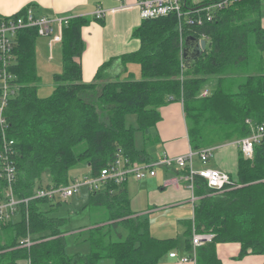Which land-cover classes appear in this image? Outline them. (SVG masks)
<instances>
[{
    "label": "trees",
    "instance_id": "obj_1",
    "mask_svg": "<svg viewBox=\"0 0 264 264\" xmlns=\"http://www.w3.org/2000/svg\"><path fill=\"white\" fill-rule=\"evenodd\" d=\"M213 1L182 0V8ZM261 5L262 0H239L212 12V19L201 24L187 23L175 12L142 19L132 32L139 40L138 49L105 61L91 82L82 80L81 66L85 48L81 29L90 20L71 17L62 26L60 66L52 74L53 89L47 96L38 95L37 30H20L9 67L16 89L2 114L5 139L13 141L16 197L69 184V172L80 162L86 163L90 175H97L119 152L131 160L151 161L144 148H136L134 131H142L147 140L161 119L160 108L171 102L182 104L194 150L246 137L253 126L264 124ZM27 7L38 14L36 5L30 4L14 15ZM188 36L205 39L206 44L198 56L184 59ZM128 63L139 65V78L128 72ZM203 89H208L205 96L200 95ZM128 114L135 115L136 128L126 125ZM1 131L0 126V152ZM229 177L233 184L221 192L195 178L194 193L199 198L186 222L184 249L190 252L193 231L214 234L210 243L196 248L197 264H222L217 243H238V258L264 255V143L254 145L251 158L238 148L236 171ZM125 183L87 190L88 204L101 208L105 216L89 227H79L78 233H84L89 244L85 253L66 251L62 229L66 218L52 214L61 201L42 198L18 205L16 213L0 223V264L19 260L98 264L102 259L112 264H159L178 249V243L149 233L147 222L130 208ZM5 187L0 177V203L5 200ZM45 203L51 207L44 209ZM23 239L31 244L21 246Z\"/></svg>",
    "mask_w": 264,
    "mask_h": 264
},
{
    "label": "built area",
    "instance_id": "obj_2",
    "mask_svg": "<svg viewBox=\"0 0 264 264\" xmlns=\"http://www.w3.org/2000/svg\"><path fill=\"white\" fill-rule=\"evenodd\" d=\"M120 7H135L139 11L142 19L155 18L175 12L179 19L186 20L187 23L201 24L203 21L212 19V12L223 9L239 0H216L205 3L191 9L182 8V0H135L129 3L127 0H117ZM108 9L97 7L92 13L93 18L98 21L104 19L108 14ZM70 16H54L36 14L32 8L27 7L23 14L10 15L0 17V126L3 138V148L0 152V177L6 181L4 189L5 200L0 203V223L10 219L17 211L18 205H27L33 199H48L51 201H66L69 197L79 193L82 188L86 190H100L105 188L109 183L122 184L129 178L141 180L156 174V168L159 166H176L179 170L184 171L178 176H171L164 179L163 187H177L180 182H185L186 188L190 191V200L192 208L194 201L199 198L195 195V178L201 177L206 186L215 192H221L228 186L232 185V181L227 172L214 168H194L193 159L198 157L202 163L207 162L222 144L207 146L201 149H192L191 147L183 154L168 155L163 154L158 158L138 163L131 160L128 156L121 152L117 153L115 158L106 166L101 168L97 175H88L82 179L72 178L69 184L57 187L37 188L34 192L26 197H16L13 190L15 179V167L11 156L12 140L6 141L4 133L5 119L3 117L4 108L7 105L8 97L14 93L16 85L12 83L15 78L10 73L9 67L14 62V47L16 44L17 33L26 28H36L39 37H45L50 43L61 40V35H54L55 26L62 27L68 22ZM208 94V89H203L201 96ZM241 151L244 157L251 158L253 156L254 145L264 143V124L252 127L251 133L233 141ZM228 143V142H225ZM214 238L211 232H195L191 235V251L186 255H180L175 250L168 253V256L176 261V264H197L196 248L198 246L210 243ZM29 239L20 241L21 246H29Z\"/></svg>",
    "mask_w": 264,
    "mask_h": 264
},
{
    "label": "crops",
    "instance_id": "obj_3",
    "mask_svg": "<svg viewBox=\"0 0 264 264\" xmlns=\"http://www.w3.org/2000/svg\"><path fill=\"white\" fill-rule=\"evenodd\" d=\"M127 1L133 3L135 0ZM201 1L203 0H192L193 3ZM30 4L36 5L39 15H47L50 17L83 16L90 20L89 24L83 26L81 29V36L85 43V48L81 55L82 80L84 82H91L98 67L105 61L134 52L139 47V40L132 35V32L140 25L142 18L139 15L138 9L135 7H120V3L117 0H0V17L14 15ZM97 7H102L109 11L101 22L93 20L92 13ZM262 25L264 26L263 16ZM55 27L54 35H61L60 41L50 43L51 39L42 38L36 42L37 62L39 63V60H43L50 64L47 67H52V62H56V65L54 64L53 66L56 68H52V71L59 69L61 61L62 27H58L57 25ZM132 64L137 65L138 71L139 65L136 63L127 64L128 72H132L135 75L133 69L130 67ZM37 66L39 67L38 64ZM160 114L161 119L151 129L148 137L149 143L152 142V137H154V143H161L162 149L153 151L147 150L146 147L144 148L152 160L163 154H183L190 147L182 104L180 102H171L160 108ZM237 154L238 148L235 144L231 142L224 143L215 150L213 154L214 160L212 161L209 160L213 156L205 163H202L195 156L193 159V167L198 169V166H200L199 168H205L207 165H210L208 168L219 169L227 172L229 175H233L237 166ZM133 161L138 163L146 162L139 160ZM155 171L156 174L154 176L141 179H147L146 185L148 182H152V189L147 192L149 195L148 203L152 205V209L174 203H191L190 191L186 188L185 182L181 181L180 186L177 187H163L162 185L164 179L171 176H178L184 171L179 170L176 166H159ZM132 180L136 182V179L132 178ZM154 182L157 185V189H153ZM133 183L131 181L125 183L124 187L127 194L130 191L138 192ZM226 243V245L221 243L216 244V254L222 264L264 263V255L258 254H248L236 260L240 250L239 244L235 242ZM224 249L227 251V258L222 254ZM175 251L180 254L178 249ZM188 253L190 252L181 253L180 255H186ZM168 258L172 259L169 256ZM16 264H28V261L19 260ZM174 264H176V261Z\"/></svg>",
    "mask_w": 264,
    "mask_h": 264
},
{
    "label": "rangeland",
    "instance_id": "obj_4",
    "mask_svg": "<svg viewBox=\"0 0 264 264\" xmlns=\"http://www.w3.org/2000/svg\"><path fill=\"white\" fill-rule=\"evenodd\" d=\"M199 1V0H193ZM261 15L264 18V0H262L261 5ZM45 37H38V39H42ZM37 42V41H36ZM40 63V64H39ZM38 73L40 75L41 82L39 84L38 95L39 96H47L52 92L53 89V81H52V68L56 62H52V67L50 64L44 62L43 60H39ZM60 66V65H59ZM130 67L133 69L135 73V78H139V71L137 65L132 64ZM51 68V69H49ZM54 70V69H53ZM126 125L133 126V128L137 127V121L134 114L126 115L125 119ZM134 144L136 148H147V150H161V143H154V137H152V142L149 143V137L146 140V136L140 130L134 131ZM152 144V146H151ZM214 160V156L211 160ZM212 164V163H211ZM207 167L205 168H208ZM200 166H198L199 168ZM158 168V167H157ZM156 168V169H157ZM160 171V170H159ZM70 177L82 179L85 176L89 175L88 167L85 162H80L76 164L73 168H71L69 172ZM44 184L48 182L47 175H44ZM147 180V179H146ZM146 180H132L129 178L128 181L134 182L133 185L138 192L130 191L128 192V197L130 199V208L131 210L140 218V220H144L147 222L149 233L159 239L165 238H173L178 243V250L181 253H186L184 249L185 243V229L186 222L192 218L193 209L191 207L190 202H182V203H174L169 205H163L158 208H153L152 205H149V195L148 191L152 189V182H148L146 185ZM155 183V182H154ZM157 189V185H153V189ZM89 197L86 189L82 188L79 193L74 194L69 197L66 201H62L58 208L52 211L53 215H57L60 217L66 218V223L63 225L62 229L66 231L65 240H66V251L68 253H73L76 251L79 252H87L89 250V244L84 240L85 234H79V227H89L94 222H97L104 218V211L98 206L92 207L88 204ZM44 209H49L50 203H45L42 205ZM97 208V209H96ZM83 229V228H82ZM218 244V243H217ZM226 245L227 243H221ZM226 249L222 251V254L225 258H227ZM236 260H239L236 257ZM175 260L169 259L168 256H163L159 260V264H174ZM98 264H112L110 259H102L98 262Z\"/></svg>",
    "mask_w": 264,
    "mask_h": 264
},
{
    "label": "water",
    "instance_id": "obj_5",
    "mask_svg": "<svg viewBox=\"0 0 264 264\" xmlns=\"http://www.w3.org/2000/svg\"><path fill=\"white\" fill-rule=\"evenodd\" d=\"M205 39L196 40L193 37L185 38V47L182 50V56L184 59H191L198 56L205 48Z\"/></svg>",
    "mask_w": 264,
    "mask_h": 264
}]
</instances>
